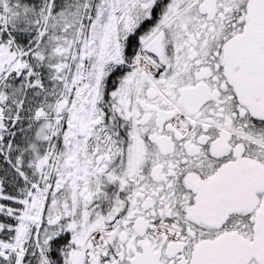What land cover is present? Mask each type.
Instances as JSON below:
<instances>
[{
    "label": "snow or ice",
    "instance_id": "snow-or-ice-1",
    "mask_svg": "<svg viewBox=\"0 0 264 264\" xmlns=\"http://www.w3.org/2000/svg\"><path fill=\"white\" fill-rule=\"evenodd\" d=\"M0 264H264V0H0Z\"/></svg>",
    "mask_w": 264,
    "mask_h": 264
}]
</instances>
